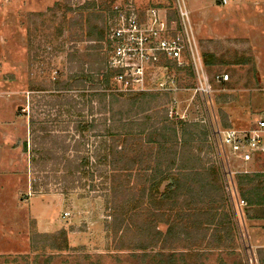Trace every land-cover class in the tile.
Listing matches in <instances>:
<instances>
[{
	"label": "rangeland",
	"instance_id": "rangeland-1",
	"mask_svg": "<svg viewBox=\"0 0 264 264\" xmlns=\"http://www.w3.org/2000/svg\"><path fill=\"white\" fill-rule=\"evenodd\" d=\"M184 1L200 50L216 58L205 69L211 90L197 92L195 76L184 70L177 73L179 90L162 94L168 99H161L167 101L161 108L159 99L121 93V102L114 110L108 105L105 114L96 102L91 110L87 96L79 94L96 82L72 83L66 91L76 95V107L69 115L55 96L54 81L69 85L73 73L98 77L107 69L106 12L112 5L170 9L174 0H0V264H264V207H251L239 193L246 202L241 212L225 190L235 229L214 212L218 202L203 195L195 205L189 190L179 215L169 209L167 224H159L155 247L132 250L115 236L103 168L94 166L93 178L65 172L75 170L69 159H93L112 134L144 129L167 112L207 133L198 139L204 145L200 156L220 166L207 121L224 124V113L235 129H248L264 116V0H231L227 6L220 0ZM225 73L226 83L218 78ZM104 117L111 119L109 133L93 128L82 134L75 127L81 119L98 124ZM261 154L244 162L239 153L226 152L235 183L237 173H264Z\"/></svg>",
	"mask_w": 264,
	"mask_h": 264
},
{
	"label": "trees",
	"instance_id": "trees-1",
	"mask_svg": "<svg viewBox=\"0 0 264 264\" xmlns=\"http://www.w3.org/2000/svg\"><path fill=\"white\" fill-rule=\"evenodd\" d=\"M201 56L205 68L213 66L216 59L213 53L201 51ZM170 67L175 70L176 74L186 70L187 75L194 77V71L188 61L184 67L177 68L176 65ZM115 73V70L108 67L103 72L100 69L98 77L83 72L73 73L70 78L74 79L69 85L62 79H57L54 81L55 96L58 97L62 105H66L65 113L72 115L73 108L76 107V105L72 106V102L76 95L73 98L70 97L71 95L66 89H72V85H74L72 83H79V86H83L82 84L86 81H94L97 85L94 84L90 88L92 91H85L83 86L82 90L84 91L79 94L87 96L88 99L84 101V104L88 103L91 110L93 109L92 104L96 102L99 105V111L106 114L108 105L111 106V110H114V106L121 102L122 92L118 91L113 80ZM162 94L164 93L144 92L126 95L134 98L159 99L161 108L167 103L161 99H168L166 94ZM117 109L123 114V108L117 105ZM149 110L144 108V111ZM129 116L128 110L126 118L129 119ZM222 116L224 124L221 123V125L225 128H234L230 125L228 116L224 113ZM147 117L150 119L149 116ZM159 117V119H154L152 124H147L148 126L144 129L112 134L109 140L103 141L99 147H96L93 159L79 155L81 160L78 164L69 159L77 171L72 169L65 171L67 174L79 173L80 178H93V167L103 168L100 174L102 176L107 174L104 182L110 188L108 203L110 204L113 229L116 228L115 236L123 239V243L128 241V246L132 250H146L155 247L152 242L154 239L159 240L161 232L159 224H167L170 216L169 209H178L177 216L179 215L187 200V191L189 190L193 191L189 194L194 195L195 198L193 197L194 201L192 202L195 205L203 203V200L200 199L203 195L209 198L208 202L214 204L218 202L214 212L221 214L223 220L228 219L230 224L228 227L233 228L234 226L235 229L234 217L227 209L229 205H227L226 187L220 166L210 159L204 157L202 159L200 156L204 145H199L198 139L200 135H205L206 139L207 133L198 130V124L174 120L168 116V112ZM92 121L93 123L81 119L77 121L75 127L82 134L90 132L93 128L100 132L103 130H106L107 133L112 131V128L109 129L107 125V121H111L110 118L104 117L103 122L99 121L98 124L94 123L97 121L96 119H92ZM101 126L104 128L102 129ZM80 146L82 147V144ZM237 174L235 180L239 195L246 199L251 207H264V173ZM92 186L96 187L95 184ZM203 209L197 207L195 211L202 212ZM223 211L226 213L223 214ZM211 217L214 218L215 215L212 214ZM181 218L183 217L181 216ZM59 235L65 242L63 249H66L68 247L66 231H61ZM142 242L145 243L142 244Z\"/></svg>",
	"mask_w": 264,
	"mask_h": 264
},
{
	"label": "built area",
	"instance_id": "built-area-1",
	"mask_svg": "<svg viewBox=\"0 0 264 264\" xmlns=\"http://www.w3.org/2000/svg\"><path fill=\"white\" fill-rule=\"evenodd\" d=\"M174 2L175 5L170 9L149 7L146 10L118 2L106 12L107 67L116 71L113 80L119 92L172 93L179 90L177 74L170 66L184 67L187 61L194 71L195 90L204 94L211 90L191 13L184 0ZM221 2L226 4L227 0ZM173 14L175 19L172 18ZM218 78L219 81H226L229 75L221 74ZM174 115L170 112L171 117ZM207 123L223 171L226 191L237 202L241 212L246 202L238 195L234 172L225 164L224 156L227 151L239 153L241 159L248 162L255 155L264 154V116L259 117L248 129L225 128L212 118Z\"/></svg>",
	"mask_w": 264,
	"mask_h": 264
},
{
	"label": "crops",
	"instance_id": "crops-1",
	"mask_svg": "<svg viewBox=\"0 0 264 264\" xmlns=\"http://www.w3.org/2000/svg\"><path fill=\"white\" fill-rule=\"evenodd\" d=\"M232 1H233V0H232ZM219 2H221V0H220ZM230 2H231V0H227V3H226V4H223V3L221 2V5H222V6H227V5L230 4ZM240 2H242V1L239 0V4H240ZM235 3H238V0H237ZM189 12H190V11H189ZM201 12H202V13L205 12V8H202V9H201ZM190 13H191V12H190Z\"/></svg>",
	"mask_w": 264,
	"mask_h": 264
}]
</instances>
